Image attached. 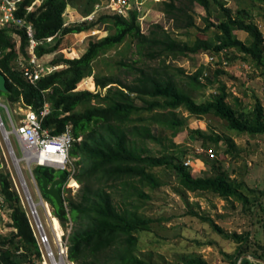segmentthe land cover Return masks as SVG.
<instances>
[{
  "label": "trees",
  "instance_id": "obj_1",
  "mask_svg": "<svg viewBox=\"0 0 264 264\" xmlns=\"http://www.w3.org/2000/svg\"><path fill=\"white\" fill-rule=\"evenodd\" d=\"M33 1L24 0L15 15L32 26L38 43L35 54L40 60L56 53L61 39L67 35L80 34L94 27L106 33V36L91 41L80 57L71 58L68 52L56 55L52 66L64 68L30 83L12 65L19 56L21 60H28L29 37L17 28L0 27V71L6 77V95L10 105L22 102L39 112L48 104L51 111L43 120V126L55 135L72 126L74 136L82 138L71 151V158L78 159L74 165L77 170L75 179L81 185L79 201H70L67 211L65 206L58 207L47 196L54 215L62 223L72 222L78 226L67 240L70 261L75 264H155L136 254L137 234L146 231L154 221L140 218L126 208L128 200L138 195L145 196L139 185L160 186L147 168L173 170L178 183L189 192H211L225 201L235 199L248 210L254 211L259 207L264 215V203L259 205L260 199H264V190L251 200L244 194L246 187L232 181L224 171L213 168L210 176L195 177L178 153L147 155L135 143L138 137L161 142L160 127L176 136L185 125V121L177 116L180 110L194 117L220 118L238 134L264 135V103L261 101L257 102L252 114H247L228 102L229 94L221 86L211 99L199 103L180 87L176 76L169 75L172 69L184 73L183 69L174 66V61L186 60L192 55H211L218 60L221 68L212 71V65H209V68L203 67L188 77L194 87L203 89L207 86L204 80L210 84L215 76L226 74V66L238 59L232 54L237 51L244 59L254 61L264 77V34L246 9L235 15L222 0L164 1L163 12L175 23L177 30L183 29L185 20L184 28L196 27L192 14L196 5L202 7L209 18L217 17L210 22L206 19L209 27L216 30L215 41L198 39L187 44L174 39L166 31L160 35L154 32L152 36L145 35L137 10H128L125 16L103 10L91 25L65 26L64 13L69 6H77L74 0H44L28 13L27 8ZM106 1L93 0L91 8L85 12L86 17L91 15L95 5ZM249 1L264 3V0ZM235 31L245 32L250 41L246 43L238 39ZM15 34L21 40L19 47L13 38ZM50 38L52 40L48 41ZM126 41L135 43L140 56L147 57L149 61H160V66L147 69L120 62L119 66L125 68V74L134 76L131 81L126 80L128 77L122 80L111 73H97L95 62ZM83 81L88 90H78ZM94 88L95 93L92 92ZM34 173L38 176L41 189L42 176L50 184L59 179L61 192L69 176L65 171L56 174L42 167L36 168ZM0 195L10 209L9 224L14 231L9 236H0V264H41L40 248L28 215L14 190L10 174L2 171ZM115 196L123 198L122 202L117 204ZM207 220L215 231L238 246L234 254L225 253L228 264H238L241 258H244L241 264H263L258 261H264V217L262 228L253 237L250 232L227 233L212 219ZM251 240L262 253L244 248V244H249ZM186 264L210 263L192 258Z\"/></svg>",
  "mask_w": 264,
  "mask_h": 264
},
{
  "label": "rangeland",
  "instance_id": "obj_2",
  "mask_svg": "<svg viewBox=\"0 0 264 264\" xmlns=\"http://www.w3.org/2000/svg\"><path fill=\"white\" fill-rule=\"evenodd\" d=\"M74 1L77 6H69L64 13L65 26L91 25V22L97 20L101 11H97L96 5L95 9H92L91 15L86 17L85 13L87 9L91 8L93 0ZM164 1L166 0L130 1V10H135L140 6L139 21L145 35H151L152 32L160 35L162 31H166L174 39L187 44H192L198 39L216 40V30L209 27L206 19L210 22L213 19L216 20L217 17L209 18L206 11L196 5L192 9L196 27L184 28L185 20L182 23L183 29L177 30L175 23L163 12L162 3ZM222 1L235 15H239L238 11L246 9L252 15L254 23L264 34V3L249 0ZM183 3H185L184 0ZM235 35L243 42L248 43L250 41L245 32L235 31ZM104 36L106 33L97 27L77 35H67L61 39L62 42L56 53L38 60L37 67L44 70V77L62 70L64 66L54 68L51 64L56 55L68 52L71 58L80 57L88 49L91 41ZM13 38L19 47V38L16 36ZM232 54L236 55L238 59L230 66H226V74L215 76L210 84L204 80L207 86L203 89L197 88L196 85L194 87L193 82L188 78L189 75L203 67H208L203 65L204 61L201 56L192 55L186 60L174 61V66L183 69L184 73L172 69L169 75L176 76L175 79L181 84L180 87L199 103L211 99L216 95L215 92L224 86L229 94L228 102L235 109L252 114L258 101L264 103L262 71L251 59L245 58L247 59L245 60L241 53L234 51ZM122 61L129 65L147 69L160 66V61H149L147 57L140 56L135 43L130 44V41H126L95 62L96 72L100 71L101 74L107 75L111 73L122 80L128 77L126 80L131 81L134 76H127L125 68L119 66ZM12 65H17L16 70L21 73L17 62L12 63ZM211 68L213 71L221 68V66L216 64ZM84 81L79 85L78 90H88ZM91 81H93V77H91ZM92 92L95 93L96 88ZM0 104L10 108L14 120L21 113V110L26 111L27 109L22 102L10 105L8 96L3 92H0ZM3 106H0V113L6 128L10 130L12 126ZM177 116L185 121V125L176 136L173 135L172 131L163 130L164 128L160 127L159 138L161 142L156 143L138 137L135 139L136 145L144 150L147 155L159 156L164 152L178 153L184 165L195 177L210 176L213 168L224 171L232 181L246 187L244 194L251 200H255L257 195L264 190V135L238 134L230 130L224 120L214 116L194 117L184 110H180ZM12 143L19 158L21 173L19 176L15 174L12 160L7 153L6 157L0 158L2 163L0 171L14 174L17 185H14L10 174L14 190L20 196L21 204L28 215L37 240L40 237V232H43L44 229L49 240L47 248L52 249L56 259L60 262L63 261V264H75L68 260L69 252H66L65 247H68V237L78 227L77 224L72 222L64 224L59 220L63 228V236L60 237V241L58 240V232L53 228L51 215H47L46 210L40 205L43 199L49 204L54 215L52 204L39 185L34 167L31 169L32 173H29L27 165L21 161L22 153L14 136ZM73 160L76 162L78 159ZM49 171L54 170L49 169ZM147 171L159 181L160 186L151 188L150 186L139 185L145 196L138 195L134 199L128 200L126 207L135 212L138 217L154 221L146 231H140L137 234L136 254L142 258L155 264H186L192 258H200L210 264H228L225 253L234 254L238 246L232 240L225 239L215 231L207 219H212L227 233L244 234L250 232L253 237V234L262 228L264 215L259 207L251 211L235 199L225 201L211 192H189L178 183L173 170L168 168H147ZM55 172L56 174L60 173ZM77 184L73 183V188L68 190L67 205L70 201H79L81 185ZM124 198H126V194H124ZM122 200L123 198L115 196L117 204L121 203ZM260 200L259 205L264 203L263 198ZM34 209H37L38 217L32 215ZM5 211L8 214V216L6 214L7 222L3 221L2 223L0 221V236H9L14 233L9 224L11 223V212L7 205ZM35 218L37 219L35 220ZM39 221L43 226L41 231L37 228V225L40 224ZM60 244H63L64 248L62 257L59 259L58 252L61 253V251L57 247ZM41 247L43 252L45 246L41 245ZM244 248L250 251H258L259 254L262 253V250L252 240L249 244H244ZM249 259L255 262L251 257Z\"/></svg>",
  "mask_w": 264,
  "mask_h": 264
},
{
  "label": "built area",
  "instance_id": "obj_3",
  "mask_svg": "<svg viewBox=\"0 0 264 264\" xmlns=\"http://www.w3.org/2000/svg\"><path fill=\"white\" fill-rule=\"evenodd\" d=\"M23 1L24 0H0V27L7 26L11 28H17L22 30L29 37L28 60H21L20 57L16 62L21 69V73L24 74V77L30 83H35L40 78L44 77V70L41 69V67H37L38 60L40 59H38L35 54V48L38 46V43L34 39V31L32 26L27 23L24 18H17L15 15V12L19 10ZM43 1L44 0H34L27 8V12L29 13L39 7ZM130 1L136 0H107L106 3L103 2L101 5H97L96 9L98 12L105 10L114 15H126L127 11L130 10ZM139 7L135 8V10L138 12H140ZM97 33H100V31H97ZM14 36L19 38L17 34ZM51 40V38L48 39V41ZM201 57L204 61L203 65H212L213 67L218 63V60L211 55L203 54ZM15 67H17V65H15ZM0 106L3 105L0 104ZM3 107L5 108L12 129L8 130L6 128V124L0 113V158L6 157L7 153L12 160L15 174L18 176L20 175V162L12 143V137L14 136L22 153L21 161L27 165V170L29 173H32L31 169L33 167H46L55 171H65L69 173L68 180L63 185L61 192L64 206L66 210L69 211L67 205L68 201L66 198L68 190L73 188L71 183L76 181L75 175L77 173L76 166L74 165L75 162L73 158H71V151L76 143H80L82 141V138H76L74 136L72 126H68L63 133L57 135L53 134L50 129L45 128L43 126V120L50 114L51 111L48 104H45L39 112L33 110L29 106H25L27 108L26 111L21 110V113L18 114L16 120L13 119L10 108L7 106ZM10 174L12 176L14 185H17L14 174L12 172H10ZM0 202V221L3 223V221L7 222V213L5 211V202L2 197ZM40 205L46 210L47 213L49 204L42 199ZM32 215L37 217L39 216L37 209L32 210ZM36 219L37 218H35V220ZM37 228L39 231L43 229L41 222L39 225H37ZM37 242L41 252V264H47V261H49V264H63V261L60 262L56 259L52 249L47 248L49 240L44 229L43 232H40V237ZM41 245L45 246V250L43 252ZM57 248L61 251V253L58 252L60 259L62 257L64 245L60 244ZM65 248L66 252L68 253V247L66 246Z\"/></svg>",
  "mask_w": 264,
  "mask_h": 264
},
{
  "label": "water",
  "instance_id": "obj_4",
  "mask_svg": "<svg viewBox=\"0 0 264 264\" xmlns=\"http://www.w3.org/2000/svg\"><path fill=\"white\" fill-rule=\"evenodd\" d=\"M0 91L3 93L8 92L7 87H6V77L1 71H0ZM41 179H42L43 192L47 196L51 197L58 207L64 206L63 197L59 190L61 181L59 179H56L53 183L50 184L46 177L42 176ZM243 259L244 258H241V260ZM241 260L239 261L238 264H241ZM258 262L264 264V261H258Z\"/></svg>",
  "mask_w": 264,
  "mask_h": 264
},
{
  "label": "bare ground",
  "instance_id": "obj_5",
  "mask_svg": "<svg viewBox=\"0 0 264 264\" xmlns=\"http://www.w3.org/2000/svg\"><path fill=\"white\" fill-rule=\"evenodd\" d=\"M73 183H76V181H73L71 184H72V186H73ZM76 185H77V183H76ZM49 207V206H48ZM47 214L48 215H51V217H52V225H53V228L55 229V230H57V238H58V240L60 241L61 240V238H62V236H63V228H62V226H61V224H60V221L57 219V217H55L53 214H52V212H51V208L49 207V209H48V212H47ZM50 217V216H49ZM54 222V223H53ZM61 237V238H60Z\"/></svg>",
  "mask_w": 264,
  "mask_h": 264
},
{
  "label": "clouds",
  "instance_id": "obj_6",
  "mask_svg": "<svg viewBox=\"0 0 264 264\" xmlns=\"http://www.w3.org/2000/svg\"><path fill=\"white\" fill-rule=\"evenodd\" d=\"M19 41H20V44H21V40L19 39ZM36 168H38V167H35L34 169H36ZM42 168H46V167H42ZM46 169H51V168H46ZM51 170H53V169H51ZM55 171V170H54ZM58 172H60V171H58ZM77 181V180H76ZM78 183V182H77ZM61 192V191H60ZM1 196V195H0ZM4 202H5V200H4ZM5 206H6V203H5ZM55 216V215H54ZM56 217V216H55ZM58 219V218H57ZM59 220V219H58Z\"/></svg>",
  "mask_w": 264,
  "mask_h": 264
},
{
  "label": "crops",
  "instance_id": "obj_7",
  "mask_svg": "<svg viewBox=\"0 0 264 264\" xmlns=\"http://www.w3.org/2000/svg\"><path fill=\"white\" fill-rule=\"evenodd\" d=\"M74 35H77V34H74ZM15 66V65H14Z\"/></svg>",
  "mask_w": 264,
  "mask_h": 264
}]
</instances>
